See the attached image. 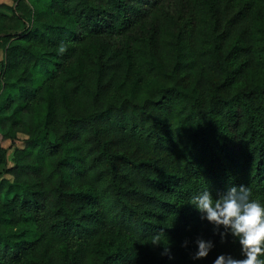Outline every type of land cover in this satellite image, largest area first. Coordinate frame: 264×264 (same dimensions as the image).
Here are the masks:
<instances>
[{
  "label": "trees",
  "instance_id": "1",
  "mask_svg": "<svg viewBox=\"0 0 264 264\" xmlns=\"http://www.w3.org/2000/svg\"><path fill=\"white\" fill-rule=\"evenodd\" d=\"M10 1L0 264L240 258L188 202L244 184L264 203V0ZM198 236L215 247L193 261Z\"/></svg>",
  "mask_w": 264,
  "mask_h": 264
},
{
  "label": "clouds",
  "instance_id": "2",
  "mask_svg": "<svg viewBox=\"0 0 264 264\" xmlns=\"http://www.w3.org/2000/svg\"><path fill=\"white\" fill-rule=\"evenodd\" d=\"M188 204L199 213L202 221L212 225L213 235L219 237L220 243L231 238L239 244L240 258L221 253L212 264H264V203L252 198L247 186H229L215 197L207 188L192 195ZM152 243L158 242L154 238ZM188 244L185 240L182 246L188 247ZM194 244L195 251L190 254L193 261L207 258L215 247L212 239L202 236H198ZM162 254L172 259L167 247Z\"/></svg>",
  "mask_w": 264,
  "mask_h": 264
},
{
  "label": "rangeland",
  "instance_id": "3",
  "mask_svg": "<svg viewBox=\"0 0 264 264\" xmlns=\"http://www.w3.org/2000/svg\"><path fill=\"white\" fill-rule=\"evenodd\" d=\"M0 2H3V3H6V4H11V1L10 0H0ZM0 58H1V53H0ZM22 138H23V136H19V139L15 142V144H17V145H20L21 143H22ZM0 144H2V145H4V146H8V142H6V141H2L1 139H0Z\"/></svg>",
  "mask_w": 264,
  "mask_h": 264
}]
</instances>
